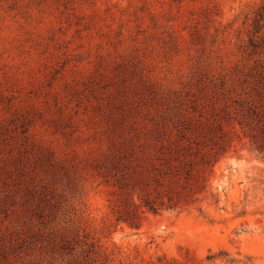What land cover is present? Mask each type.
<instances>
[{
	"label": "rangeland",
	"instance_id": "obj_1",
	"mask_svg": "<svg viewBox=\"0 0 264 264\" xmlns=\"http://www.w3.org/2000/svg\"><path fill=\"white\" fill-rule=\"evenodd\" d=\"M256 70L264 0H0V264H264V161L239 126L207 197L138 229L97 169L121 134Z\"/></svg>",
	"mask_w": 264,
	"mask_h": 264
},
{
	"label": "trees",
	"instance_id": "obj_2",
	"mask_svg": "<svg viewBox=\"0 0 264 264\" xmlns=\"http://www.w3.org/2000/svg\"><path fill=\"white\" fill-rule=\"evenodd\" d=\"M200 93L208 108L192 95L191 110L180 111V102L152 128L121 134L98 166L113 187L108 201L118 224L138 229L147 212L181 211L203 201L215 164L240 136L238 126L264 161V71L232 84L202 85ZM61 237L67 243L66 230ZM166 264L193 263L173 258Z\"/></svg>",
	"mask_w": 264,
	"mask_h": 264
}]
</instances>
